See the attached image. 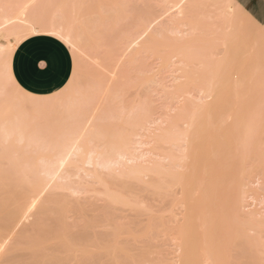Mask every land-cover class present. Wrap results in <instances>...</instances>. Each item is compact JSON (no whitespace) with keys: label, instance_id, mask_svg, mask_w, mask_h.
Here are the masks:
<instances>
[{"label":"rangeland","instance_id":"1","mask_svg":"<svg viewBox=\"0 0 264 264\" xmlns=\"http://www.w3.org/2000/svg\"><path fill=\"white\" fill-rule=\"evenodd\" d=\"M58 1L81 33L82 53L70 48L77 82L101 84L79 129L93 141L50 182L18 172L35 153L0 144V264H264V81L236 86L221 41L226 1ZM83 18L103 23L87 30ZM148 20L155 32L124 53L123 36ZM114 147L125 162L84 164L89 148L115 159Z\"/></svg>","mask_w":264,"mask_h":264},{"label":"bare ground","instance_id":"2","mask_svg":"<svg viewBox=\"0 0 264 264\" xmlns=\"http://www.w3.org/2000/svg\"><path fill=\"white\" fill-rule=\"evenodd\" d=\"M13 1L0 0V37L5 39V41L3 40L4 42H0V144H16L17 147L22 145L23 149H27L28 153H35L34 155H36L37 158H35L34 155L33 157L38 161H34L33 163H25V166L22 165L24 166L23 171V167H20L21 169H19L18 171L20 173H24L25 171H27L28 173L34 172L37 177H35L36 180H29L41 182V180L44 179L49 180L50 182L51 180L54 181L56 179H65L66 177H69L68 175L70 173H72L71 170L69 171V169L74 167L73 164L79 161L78 159L84 153V148L86 146L84 144L87 142L91 143V141H93V138H91L92 136L89 135L85 130L82 131V133L80 131L84 129L81 124H83L82 122L84 121L82 119L83 115L85 114L86 106H88L90 102L94 101L93 99L96 98L95 96L97 95V93L101 91L98 90L101 89V84L99 86V83H97V81H95L91 75H86L85 78H82L83 80L81 81V83L77 82L75 78L76 72L73 71L71 78L69 79L66 86L59 92L57 91L51 95L37 96L26 93L19 89L12 79L9 65L10 57L15 46L23 38L37 33L50 34L52 32H55L56 35L53 36L58 38L62 35L64 37V40H67L71 43V49H74L78 53L80 51V53H82V45L79 41L81 39V33L79 34V32L75 31L74 29L76 28L71 24V22H69V19L72 18V22L77 20V18H75L76 16L69 17L68 15V12H70V6L67 7L69 3L61 2L58 0H25L24 2L17 0L15 2ZM225 1V6L221 7V41L222 44H224L226 47V57L228 61L231 62L232 60V62H234L233 60H236L238 62L239 67L237 66V73L235 72L237 74V78L234 79L236 86H241L242 83L245 84L246 80L249 78H254V82L255 80H258L257 82L262 83L264 81V34L259 31L258 27L253 26L251 21L254 20H252L249 15L238 5L236 0ZM173 6L176 8L175 14H177V16L185 13V9L181 13V10L183 8H180L178 2ZM187 6L185 8H187ZM190 8L191 7L187 9ZM89 15H92V17L94 16L93 14ZM88 18L90 17L88 16ZM88 18H83V20L87 22V25L85 26L86 29L89 24H93L92 27H95L96 25H99L96 23H103L100 22L102 20H99L97 18H94L97 19V21H91V19L90 21H87L89 20ZM154 18H156V16ZM81 19L82 18L80 17L79 20ZM83 20L81 22H84ZM156 20L157 19H155V22ZM243 20L256 29V33L254 35L251 36L245 31ZM94 21L96 23H94ZM148 22H145L148 23L147 25H145V27H142L141 25L143 24L139 22V24H137L138 29L135 28L137 29L136 32L134 31V29V32L130 30L128 34L125 33V35H127L123 36L122 38L124 53L127 49H134V46L139 45L140 40L145 37L148 30L150 31V28L154 27V25L157 23L156 22L154 25H152L154 21L148 20ZM78 25L79 28L77 29H81L80 32L83 31L82 28L84 26L80 27V25L83 24ZM256 25L259 24L256 23ZM88 27L89 29L91 28L90 26ZM152 32H155L154 29ZM79 45H81V47ZM121 47L122 46H118L119 50ZM74 50L72 51L75 54L76 52H74ZM75 56L77 57L78 55ZM236 61L234 63H237ZM251 81H253V79ZM9 87H12L14 90H16L15 94L9 93ZM235 90L236 89H234V91ZM55 126L59 127L58 130L55 128L57 130L56 132H53L52 129ZM81 126L82 129L80 128ZM86 135L90 137L87 136L86 139V137H84ZM119 148H112L115 150L114 155L117 159H113V156H109L108 154V156L105 157V155L103 156L101 153L96 152L94 148H89V150L85 154L86 157L83 162L84 164H88L89 166L90 164H95V166L97 164L104 168H108L110 167V165L115 163L125 162L128 159L127 153L121 149L119 150ZM28 153H24L23 157L25 158V160H28V158L25 157V154L28 156ZM29 156L28 157L31 159V155ZM100 156L102 157L100 158ZM30 161L31 160H29V162ZM18 162L20 163V161H17V163ZM19 163L18 166L21 165ZM25 179L26 178H24V180ZM53 183L55 184L57 183V181ZM43 187L45 188V186ZM22 189L25 190L24 186ZM24 190H21L22 193L20 191L22 196H18V199L21 201V203L23 202V205L25 202L23 199L24 197H27V195H23ZM23 205L21 206L23 207ZM17 210L18 212L20 211L19 208ZM17 210H13V216L11 214L12 217L15 216ZM189 225L188 226L191 229L192 224ZM187 229L188 228H185V230L182 231L187 232ZM205 233H207V231ZM42 234L43 233L38 234L40 235L38 236V239L42 236ZM182 234H185V236H187L186 233ZM32 239L34 240V238ZM183 239H185V237H183ZM187 239L188 238L186 237L184 241L185 245ZM188 243L189 242H187L186 246H188ZM207 248H209V245L207 246ZM184 250L185 252L187 251L186 247ZM189 252H186L185 256L188 257L191 263H193L197 257H194V255L192 254H188ZM211 253L212 251L210 252V254ZM193 254H195L194 251Z\"/></svg>","mask_w":264,"mask_h":264},{"label":"crops","instance_id":"3","mask_svg":"<svg viewBox=\"0 0 264 264\" xmlns=\"http://www.w3.org/2000/svg\"><path fill=\"white\" fill-rule=\"evenodd\" d=\"M238 5L256 23L264 20V0H236ZM73 55L70 48L57 37L37 33L23 38L10 57V73L22 91L47 96L66 86L73 73ZM43 62L47 70L39 69Z\"/></svg>","mask_w":264,"mask_h":264},{"label":"snow or ice","instance_id":"4","mask_svg":"<svg viewBox=\"0 0 264 264\" xmlns=\"http://www.w3.org/2000/svg\"><path fill=\"white\" fill-rule=\"evenodd\" d=\"M251 23L253 24L254 27H258L259 31L262 34H264V20H262L259 23V25H256V22L255 21H251ZM50 35H56V33L55 32H52V33H50ZM58 39H60L68 47H70V48L72 47L71 43L69 41H67V40H64V37L62 35L59 36ZM38 67H39L40 70L45 71V70H47L48 65L45 64V63H43V62H41ZM59 91H60V89H59V86H58V92Z\"/></svg>","mask_w":264,"mask_h":264}]
</instances>
